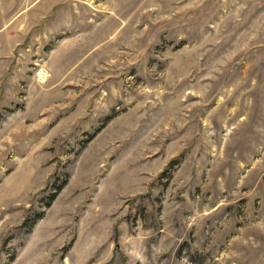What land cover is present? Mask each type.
<instances>
[{
	"label": "rangeland",
	"instance_id": "obj_1",
	"mask_svg": "<svg viewBox=\"0 0 264 264\" xmlns=\"http://www.w3.org/2000/svg\"><path fill=\"white\" fill-rule=\"evenodd\" d=\"M0 264H264V0H0Z\"/></svg>",
	"mask_w": 264,
	"mask_h": 264
},
{
	"label": "trees",
	"instance_id": "obj_2",
	"mask_svg": "<svg viewBox=\"0 0 264 264\" xmlns=\"http://www.w3.org/2000/svg\"><path fill=\"white\" fill-rule=\"evenodd\" d=\"M61 187H62V184L58 185L57 188H56V192L59 191L61 189ZM54 197H55V193L50 196L49 201L53 200Z\"/></svg>",
	"mask_w": 264,
	"mask_h": 264
},
{
	"label": "bare ground",
	"instance_id": "obj_3",
	"mask_svg": "<svg viewBox=\"0 0 264 264\" xmlns=\"http://www.w3.org/2000/svg\"><path fill=\"white\" fill-rule=\"evenodd\" d=\"M42 73H43V71H42Z\"/></svg>",
	"mask_w": 264,
	"mask_h": 264
}]
</instances>
